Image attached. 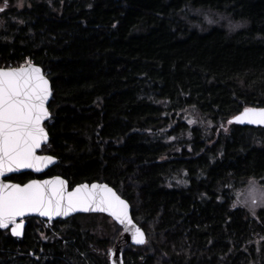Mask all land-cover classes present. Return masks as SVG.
<instances>
[{"label": "trees", "instance_id": "1", "mask_svg": "<svg viewBox=\"0 0 264 264\" xmlns=\"http://www.w3.org/2000/svg\"><path fill=\"white\" fill-rule=\"evenodd\" d=\"M49 1L0 13V68L43 70L52 98L40 153L57 163L6 180L106 183L146 243H123L104 215L27 219L20 239L0 231V264H109L119 242L124 264H264V244L252 243L264 238V209L248 215L232 196L248 179L264 184V128L227 123L264 107V0ZM189 6L250 26L202 35L182 19ZM188 109L212 123L209 134L176 116ZM186 131L177 152L160 139Z\"/></svg>", "mask_w": 264, "mask_h": 264}, {"label": "snow or ice", "instance_id": "2", "mask_svg": "<svg viewBox=\"0 0 264 264\" xmlns=\"http://www.w3.org/2000/svg\"><path fill=\"white\" fill-rule=\"evenodd\" d=\"M7 7V0H4L0 12ZM49 96V81L41 68L31 61L16 68H0V177L20 169L40 172L53 163L54 157L37 155V150L48 139L42 122L49 118L46 108ZM233 121L264 126V107H244L227 123ZM248 196L253 212L255 207L264 204V191L258 190L254 184L249 188ZM76 211L107 213L125 225L126 231H131L133 243H146L144 233L130 217L129 204L106 184H80L68 191L65 180L59 176L24 184L0 180V230L10 228L12 236L21 235L24 217L31 213L51 219Z\"/></svg>", "mask_w": 264, "mask_h": 264}, {"label": "rangeland", "instance_id": "3", "mask_svg": "<svg viewBox=\"0 0 264 264\" xmlns=\"http://www.w3.org/2000/svg\"><path fill=\"white\" fill-rule=\"evenodd\" d=\"M40 1H46L47 5L51 4L49 0H12V1L7 0L8 7L3 12L11 8H14L16 10H22L24 7L30 6L32 2L39 3ZM3 4H4V0H0V6H3ZM182 19L187 23L190 31H195L202 35L209 33L214 28L224 29L227 33L232 34L235 32L247 30L250 26L247 20L233 21L227 14L223 12H218L205 8H193L191 6L186 8L184 16H182ZM11 22H17V20H12ZM236 24H239L241 26L230 27V25H236ZM4 28H5L4 20L3 18L0 17V32ZM257 39L261 40L264 43V37H257ZM158 103L159 105H165V103L162 101H159ZM176 116L180 117L184 121V123L188 125L190 128H198L200 129V131H203L207 134H209V131L212 128V123L195 109L193 110L188 109L181 111ZM189 120L194 121V123L189 124L188 123ZM222 125L223 127L220 126V131L221 133L227 136L229 134V127H226L224 124ZM162 134L163 135L160 136L161 141L164 144L172 147L173 152H177L179 146L182 143H184V141H190L192 138V134L189 131H186L183 134H174V135H167L165 133ZM252 184H254L258 190L264 191V184H262L260 181L255 179H248L247 181L241 183L239 187L233 190L232 192V196H234L233 205H235V207L244 209L245 211H247L248 215L250 214L251 216H256L259 210L264 209V204L255 207L254 212L251 209L248 192H249V188L252 187ZM237 201H240V203H237ZM107 222L109 224V229L112 231L111 223L113 222L110 219H108ZM51 224L52 223L47 222L46 227L51 226ZM63 227L66 226H60L59 228L61 229ZM102 230L103 229L101 228V225H97L96 232H98L100 236H102V232H101ZM252 243L256 251H259L262 243L264 244V238H258V237L254 238Z\"/></svg>", "mask_w": 264, "mask_h": 264}, {"label": "water", "instance_id": "4", "mask_svg": "<svg viewBox=\"0 0 264 264\" xmlns=\"http://www.w3.org/2000/svg\"><path fill=\"white\" fill-rule=\"evenodd\" d=\"M35 65V64H34ZM37 66V65H35ZM39 67V66H38ZM42 70V69H41ZM42 73L44 74L43 70H42ZM47 79V78H46ZM48 80V79H47ZM49 88H50V96H49V99L48 101L46 102V108L48 110V105L50 103V100L52 98V90H51V86H50V83H49ZM49 112V110H48ZM238 115V114H237ZM51 115L49 113V118L46 119L44 122H42V126L45 128V123L50 119ZM232 119V118H231ZM230 119V120H231ZM232 125H236V126H240V127H252V128H264V126H258V125H248L247 123L245 124H240V123H236L235 121H233V123H231ZM46 131V129H45ZM47 133V131H46ZM47 137H48V134H47ZM49 143V137L47 139V142L46 143H42L41 145V148L37 150V155H48V154H41V150L44 146H46L47 144ZM50 156V155H49ZM53 157V156H52ZM57 163V159L54 157V161L52 164L48 165L47 167H43L42 170L40 172H37L35 170H32V169H20L19 171L17 172H13V173H6L5 176H2L0 177V180L8 183V182H11V181H8L6 179L10 178L11 176H14V175H20V174H23V173H30L34 176H41L43 175L45 172H47L49 169H51L52 167L55 166V164ZM53 177H57V176H52V177H46V178H33L31 180H46V179H51ZM60 177V176H59ZM61 179H63L62 177H60ZM65 180V179H63ZM30 181V180H29ZM27 181V182H29ZM26 182V183H27ZM66 182V188L68 191H71L72 188H69V185L67 183V181L65 180ZM11 183H14V182H11ZM92 183H97V184H106V183H100V182H92ZM92 183H81V184H88L89 186L92 184ZM80 185V184H78ZM107 185V184H106ZM77 186V185H76ZM108 187H110L109 185H107ZM112 188V187H110ZM113 189V188H112ZM113 191H115L113 189ZM116 192V191H115ZM117 194V193H116ZM118 195V194H117ZM129 214H130V217H131V210H130V206H129ZM78 215H104L105 217L109 218L113 223H115L118 227L121 228L122 230V241L123 243L125 244H128L130 246H134V247H139V246H142V245H137L135 243L132 242L131 240V231H126L125 228L126 226L125 225H121L119 224L114 218H112L111 216H109L107 213H99V212H83V211H76V212H72L70 213L68 216H62V217H52L51 219H49L48 217H41L39 216L38 213H31L29 215H27L26 217H24V221H25V225L23 227V229L21 230V235L19 237H16V236H12L13 238H17V239H20L23 237V234H24V231H25V226H26V220L27 219H39L41 221H45V222H56V221H66L74 216H78ZM132 218V217H131ZM19 219L18 218V222H19ZM133 220V219H132ZM133 223L135 224V222L133 221ZM136 225V224H135ZM136 227H138L136 225ZM8 230L11 234V229H3V230H0V231H6ZM142 230V229H141ZM142 232L144 233V231L142 230ZM145 235V233H144ZM145 240H146V236H145ZM109 264H124L123 262V259H122V254H121V242H119L112 250H111V255H109Z\"/></svg>", "mask_w": 264, "mask_h": 264}]
</instances>
